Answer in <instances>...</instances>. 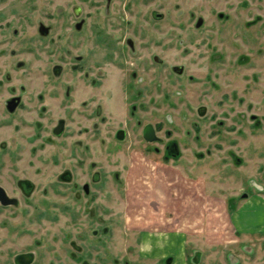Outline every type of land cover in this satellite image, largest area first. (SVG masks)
Masks as SVG:
<instances>
[{
    "label": "rangeland",
    "instance_id": "1",
    "mask_svg": "<svg viewBox=\"0 0 264 264\" xmlns=\"http://www.w3.org/2000/svg\"><path fill=\"white\" fill-rule=\"evenodd\" d=\"M0 56L15 85H58V64L101 94L122 76L137 99L128 138L91 150L106 172L80 212L95 264H264V0H0ZM106 104L115 121L88 134L119 122ZM146 121L156 142L141 140ZM71 214L48 230L69 236Z\"/></svg>",
    "mask_w": 264,
    "mask_h": 264
},
{
    "label": "flooded vegetation",
    "instance_id": "2",
    "mask_svg": "<svg viewBox=\"0 0 264 264\" xmlns=\"http://www.w3.org/2000/svg\"><path fill=\"white\" fill-rule=\"evenodd\" d=\"M8 66L0 69V264H85L87 255L95 264V247L80 241L86 238L80 212L94 210L93 191L102 187L106 172L91 150L102 138L108 143L128 138L122 117L133 115L137 99L128 101L129 87L122 76L114 93L101 94L94 78L89 87L85 78H80L82 86H76L74 76L66 75L58 64L51 71L58 85H46L47 73H41L40 85H32L31 76L15 85L16 61ZM107 100H114L119 122L109 134H88L87 123L99 118L115 121L110 111L102 113L112 109ZM159 126V122L140 123L141 140L156 142ZM170 148L165 145L166 151ZM65 208L72 211L78 229L69 236L63 230L50 232L47 223L57 221ZM49 254L57 255L54 262L48 261Z\"/></svg>",
    "mask_w": 264,
    "mask_h": 264
},
{
    "label": "water",
    "instance_id": "3",
    "mask_svg": "<svg viewBox=\"0 0 264 264\" xmlns=\"http://www.w3.org/2000/svg\"><path fill=\"white\" fill-rule=\"evenodd\" d=\"M148 138H152V136H149V135H148Z\"/></svg>",
    "mask_w": 264,
    "mask_h": 264
}]
</instances>
